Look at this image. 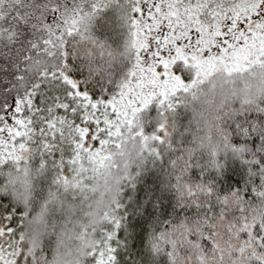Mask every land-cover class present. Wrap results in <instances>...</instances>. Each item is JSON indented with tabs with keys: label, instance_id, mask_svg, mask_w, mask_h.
Returning <instances> with one entry per match:
<instances>
[{
	"label": "snow or ice",
	"instance_id": "6c2138e0",
	"mask_svg": "<svg viewBox=\"0 0 264 264\" xmlns=\"http://www.w3.org/2000/svg\"><path fill=\"white\" fill-rule=\"evenodd\" d=\"M0 264H264V0H0Z\"/></svg>",
	"mask_w": 264,
	"mask_h": 264
}]
</instances>
